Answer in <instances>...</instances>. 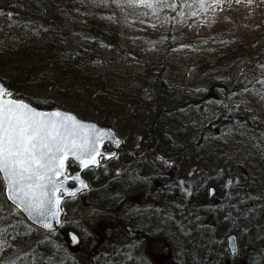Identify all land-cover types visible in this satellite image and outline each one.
<instances>
[{
	"label": "trees",
	"instance_id": "16d2710c",
	"mask_svg": "<svg viewBox=\"0 0 264 264\" xmlns=\"http://www.w3.org/2000/svg\"><path fill=\"white\" fill-rule=\"evenodd\" d=\"M136 1L0 0V81L12 96L73 112L124 141L114 160L87 172L91 190L64 203L52 234L7 203L0 181V264H140L137 253L155 238L171 251L167 264H264V28L245 43L191 41L203 57L192 81L165 77L164 59L135 73L118 64L114 27ZM149 1L165 30L144 49L168 52L202 0ZM138 192L144 202L133 199ZM105 226L118 233L99 251L94 231Z\"/></svg>",
	"mask_w": 264,
	"mask_h": 264
},
{
	"label": "water",
	"instance_id": "95a60500",
	"mask_svg": "<svg viewBox=\"0 0 264 264\" xmlns=\"http://www.w3.org/2000/svg\"><path fill=\"white\" fill-rule=\"evenodd\" d=\"M124 141L110 127L62 109L45 110L14 98L0 81V180L7 203L46 234L63 224V204L89 192L84 174L114 160ZM106 148L111 150L107 151ZM73 164L76 171L68 172ZM215 193L210 190V196ZM72 248L80 244L70 231ZM239 253L236 234L226 239Z\"/></svg>",
	"mask_w": 264,
	"mask_h": 264
},
{
	"label": "rangeland",
	"instance_id": "374dc122",
	"mask_svg": "<svg viewBox=\"0 0 264 264\" xmlns=\"http://www.w3.org/2000/svg\"><path fill=\"white\" fill-rule=\"evenodd\" d=\"M153 11L152 2L137 0L119 16L120 20L114 27L120 41L118 64L135 73H142L145 67H158L164 59L165 64H170L165 77L176 80L192 81L198 75L199 60L203 57L191 48V41L200 42L199 39L213 36L215 44L220 40L230 45L235 42L245 43L249 37L264 28V0H202L197 10L176 26L177 32L168 52L162 49L146 50L144 46L147 42L165 30L163 22L151 16ZM213 49L215 47L211 45V50ZM210 55L212 52L206 48L205 56ZM207 60L212 62L213 59L210 57ZM144 98L148 100L149 96L145 95ZM210 198L216 199L217 195L214 193ZM133 199L138 203L144 202L145 193L138 192ZM73 203L70 204L71 213L75 207H79L77 203ZM146 224L150 228L159 226L156 222ZM114 228L115 226H105L95 229L99 251L110 248L118 233ZM170 257V249L156 238L147 242L144 249L137 253L140 264H167Z\"/></svg>",
	"mask_w": 264,
	"mask_h": 264
}]
</instances>
